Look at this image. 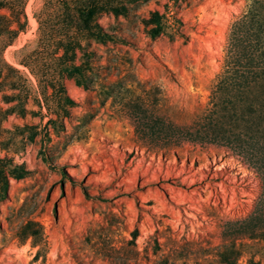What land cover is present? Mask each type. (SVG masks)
I'll list each match as a JSON object with an SVG mask.
<instances>
[{
	"label": "rangeland",
	"instance_id": "rangeland-1",
	"mask_svg": "<svg viewBox=\"0 0 264 264\" xmlns=\"http://www.w3.org/2000/svg\"><path fill=\"white\" fill-rule=\"evenodd\" d=\"M6 1L0 264H264V0Z\"/></svg>",
	"mask_w": 264,
	"mask_h": 264
},
{
	"label": "trees",
	"instance_id": "trees-1",
	"mask_svg": "<svg viewBox=\"0 0 264 264\" xmlns=\"http://www.w3.org/2000/svg\"><path fill=\"white\" fill-rule=\"evenodd\" d=\"M7 2L8 1H6V0L5 1L0 0V7H6ZM8 5H13V3L8 2ZM97 9H98V7H97L96 1L93 2V0H91L89 2V4H87L83 8H78L79 20L80 21L82 20L84 22L85 29H87L92 36H95L96 38H103V37H106L108 35L106 33L105 34L103 33V35H102L101 32L93 31V28L98 26V25H96V23L94 26V20H93L95 15L97 14V11H98ZM12 10H13V12H16L15 8H12ZM15 14H17V12ZM18 15H19V12H18ZM91 24H92V26H91ZM20 26H22V25H20ZM0 32H2L1 29H0ZM73 50H74V46H72L70 44H68L67 47L64 48V53L62 55L63 57H62V60H60L61 64H62L61 72L65 73L68 76L75 77L77 83L82 84V79L85 76L86 66H88V65H87V63L86 64L85 63L79 64V65L71 63V64L67 65L66 59H67L69 53ZM65 99L68 102H72L71 99L68 97ZM4 159L5 158L0 157V187H6L7 186V183H8L10 176H14L15 178H21L24 176L23 174H25V173H15L16 169L8 167L7 161ZM25 172H27V171H25Z\"/></svg>",
	"mask_w": 264,
	"mask_h": 264
}]
</instances>
